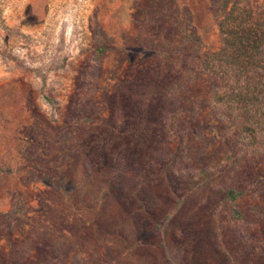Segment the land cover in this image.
Here are the masks:
<instances>
[{
    "label": "rangeland",
    "instance_id": "1",
    "mask_svg": "<svg viewBox=\"0 0 264 264\" xmlns=\"http://www.w3.org/2000/svg\"><path fill=\"white\" fill-rule=\"evenodd\" d=\"M201 2L0 0V264H264V137L216 116Z\"/></svg>",
    "mask_w": 264,
    "mask_h": 264
},
{
    "label": "trees",
    "instance_id": "2",
    "mask_svg": "<svg viewBox=\"0 0 264 264\" xmlns=\"http://www.w3.org/2000/svg\"><path fill=\"white\" fill-rule=\"evenodd\" d=\"M201 1L209 4L211 26L222 33L225 45L205 54L199 67L225 88L213 101L217 118L235 141L249 145L264 137V19L237 7L238 0L230 9L227 0Z\"/></svg>",
    "mask_w": 264,
    "mask_h": 264
}]
</instances>
